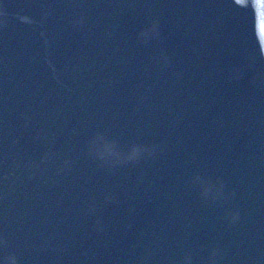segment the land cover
<instances>
[{
	"label": "water",
	"instance_id": "95a60500",
	"mask_svg": "<svg viewBox=\"0 0 264 264\" xmlns=\"http://www.w3.org/2000/svg\"><path fill=\"white\" fill-rule=\"evenodd\" d=\"M0 257L264 264V0H0Z\"/></svg>",
	"mask_w": 264,
	"mask_h": 264
},
{
	"label": "snow or ice",
	"instance_id": "6c2138e0",
	"mask_svg": "<svg viewBox=\"0 0 264 264\" xmlns=\"http://www.w3.org/2000/svg\"><path fill=\"white\" fill-rule=\"evenodd\" d=\"M236 3L240 7H248L249 6V0H236ZM94 148L100 152L101 154H104L108 151L117 150L112 146L108 141L105 139H100L94 144ZM118 150L124 151L129 154L130 158L135 157V155L139 152V146L138 145H125L119 148ZM0 264H6V260L3 257H0Z\"/></svg>",
	"mask_w": 264,
	"mask_h": 264
},
{
	"label": "clouds",
	"instance_id": "9594fccd",
	"mask_svg": "<svg viewBox=\"0 0 264 264\" xmlns=\"http://www.w3.org/2000/svg\"><path fill=\"white\" fill-rule=\"evenodd\" d=\"M10 264H15V262L14 261H10Z\"/></svg>",
	"mask_w": 264,
	"mask_h": 264
}]
</instances>
